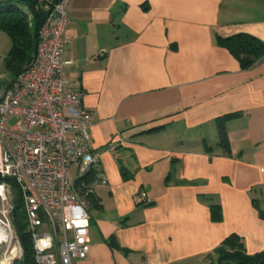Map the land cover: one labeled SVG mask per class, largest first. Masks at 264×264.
<instances>
[{
	"label": "crops",
	"instance_id": "0c3cea01",
	"mask_svg": "<svg viewBox=\"0 0 264 264\" xmlns=\"http://www.w3.org/2000/svg\"><path fill=\"white\" fill-rule=\"evenodd\" d=\"M238 34L264 45L263 0H70L64 78L107 180L73 264H215L231 235L264 252V57L242 70L216 43Z\"/></svg>",
	"mask_w": 264,
	"mask_h": 264
},
{
	"label": "built area",
	"instance_id": "2783aa9c",
	"mask_svg": "<svg viewBox=\"0 0 264 264\" xmlns=\"http://www.w3.org/2000/svg\"><path fill=\"white\" fill-rule=\"evenodd\" d=\"M35 1L46 13L36 54L14 87L0 89V178L11 181L0 182V259L14 264L23 255L11 218L14 184L35 264H73L87 258L94 190L107 180L92 150L84 94L64 78L70 0Z\"/></svg>",
	"mask_w": 264,
	"mask_h": 264
},
{
	"label": "trees",
	"instance_id": "16d2710c",
	"mask_svg": "<svg viewBox=\"0 0 264 264\" xmlns=\"http://www.w3.org/2000/svg\"><path fill=\"white\" fill-rule=\"evenodd\" d=\"M23 9L26 10V14ZM28 16L30 20H28ZM45 17L46 13L35 0H0V33L5 34L11 43L10 50L3 62L5 72L11 77L10 83L5 88L14 86L16 77L34 58L39 44V32ZM216 43L232 55L242 70L250 69L264 57V45L247 34H238L225 39L217 38ZM231 117L233 115L217 121L218 146L226 156H230L231 151L224 121ZM2 181L11 182L0 178V182ZM12 190L14 195V206L11 213L12 224L23 251L21 260L15 261L14 264H35L32 242L26 231L20 191L14 184ZM210 214L212 222L222 221L219 206H210ZM259 214L261 218H264L262 211L259 210ZM213 256L215 264H264V252L248 255L241 238L236 235H231L222 241L214 249Z\"/></svg>",
	"mask_w": 264,
	"mask_h": 264
},
{
	"label": "rangeland",
	"instance_id": "374dc122",
	"mask_svg": "<svg viewBox=\"0 0 264 264\" xmlns=\"http://www.w3.org/2000/svg\"><path fill=\"white\" fill-rule=\"evenodd\" d=\"M0 36L5 38V40H7V42H8L7 37L3 33H0ZM2 48H3V45H2V42L0 41V82L11 80L9 74L7 72H5V70L3 68V62H4V58L6 56V51H4V49L2 50ZM5 48H6V46H5ZM13 124H14V121L12 120V121H10L9 126H12ZM70 175L73 176V173L71 172ZM0 218L2 219L1 216H0ZM0 260H2V259H0Z\"/></svg>",
	"mask_w": 264,
	"mask_h": 264
},
{
	"label": "bare ground",
	"instance_id": "6f19581e",
	"mask_svg": "<svg viewBox=\"0 0 264 264\" xmlns=\"http://www.w3.org/2000/svg\"><path fill=\"white\" fill-rule=\"evenodd\" d=\"M5 239V236H4V234L2 233V234H0V239ZM17 251V249L16 248H13L12 250H11V253H10V255H9V259L11 260L12 258H13V256H14V254H15V252ZM0 264H10L9 262H7V260H0Z\"/></svg>",
	"mask_w": 264,
	"mask_h": 264
}]
</instances>
